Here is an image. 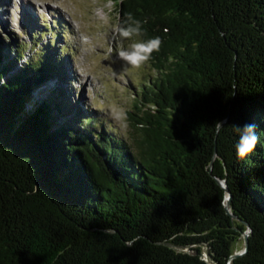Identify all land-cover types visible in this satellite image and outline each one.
<instances>
[{
  "label": "trees",
  "instance_id": "1",
  "mask_svg": "<svg viewBox=\"0 0 264 264\" xmlns=\"http://www.w3.org/2000/svg\"><path fill=\"white\" fill-rule=\"evenodd\" d=\"M110 1L161 40L125 113L135 151L45 87L56 61L0 44V264H264V0Z\"/></svg>",
  "mask_w": 264,
  "mask_h": 264
},
{
  "label": "rangeland",
  "instance_id": "2",
  "mask_svg": "<svg viewBox=\"0 0 264 264\" xmlns=\"http://www.w3.org/2000/svg\"><path fill=\"white\" fill-rule=\"evenodd\" d=\"M119 27L110 0H0V44L21 46L22 62L56 61L45 87L59 88L85 127L103 129L135 151L139 135L125 113L153 72L148 63L136 69L120 59L130 42Z\"/></svg>",
  "mask_w": 264,
  "mask_h": 264
},
{
  "label": "clouds",
  "instance_id": "3",
  "mask_svg": "<svg viewBox=\"0 0 264 264\" xmlns=\"http://www.w3.org/2000/svg\"><path fill=\"white\" fill-rule=\"evenodd\" d=\"M120 37L128 40L130 43L127 48H122L119 52V57L133 68L140 69L146 65L152 58L154 52H158L161 46L159 37L148 40L141 39L145 35L142 22L134 19L129 14L126 25L118 28ZM226 122L223 120L217 121L215 127L217 132L225 127ZM126 126V125H125ZM233 130L238 139L235 145L237 157L243 162L250 157L260 142V136L257 133V126L255 123L247 122L243 125H233ZM105 234L111 233L113 230L105 228ZM140 236H135L129 241H125L127 247L131 248Z\"/></svg>",
  "mask_w": 264,
  "mask_h": 264
},
{
  "label": "water",
  "instance_id": "4",
  "mask_svg": "<svg viewBox=\"0 0 264 264\" xmlns=\"http://www.w3.org/2000/svg\"><path fill=\"white\" fill-rule=\"evenodd\" d=\"M219 183L226 190L225 185L223 183H221V182H219ZM226 194L227 195L225 197V209L228 212L229 211V203H230L231 196H230V194H229V192L227 190H226ZM248 235H249V233H243V239H244V249H243V251L241 253L238 252V253L233 254L230 257V260L235 259V258H237L239 256H242V255H244L246 253V251H247V238H248Z\"/></svg>",
  "mask_w": 264,
  "mask_h": 264
},
{
  "label": "bare ground",
  "instance_id": "5",
  "mask_svg": "<svg viewBox=\"0 0 264 264\" xmlns=\"http://www.w3.org/2000/svg\"><path fill=\"white\" fill-rule=\"evenodd\" d=\"M2 2H6V0H1ZM27 11V9H25Z\"/></svg>",
  "mask_w": 264,
  "mask_h": 264
}]
</instances>
